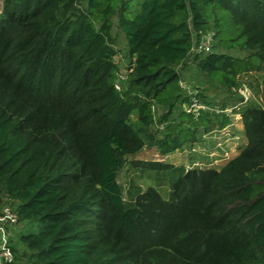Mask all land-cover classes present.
Instances as JSON below:
<instances>
[{
    "label": "trees",
    "instance_id": "trees-1",
    "mask_svg": "<svg viewBox=\"0 0 264 264\" xmlns=\"http://www.w3.org/2000/svg\"><path fill=\"white\" fill-rule=\"evenodd\" d=\"M114 18L134 59L121 90ZM213 22L221 47L249 55H193ZM194 56L229 88L264 69V0H3L0 201L34 227L21 236L32 264H264V106L243 111L239 156L177 170L169 199L149 187L127 205L118 183L146 147L132 115L147 131L156 105L173 109L178 68ZM182 116L158 143L164 154L205 121Z\"/></svg>",
    "mask_w": 264,
    "mask_h": 264
},
{
    "label": "rangeland",
    "instance_id": "rangeland-1",
    "mask_svg": "<svg viewBox=\"0 0 264 264\" xmlns=\"http://www.w3.org/2000/svg\"><path fill=\"white\" fill-rule=\"evenodd\" d=\"M2 8L3 0H0V12ZM113 21V46L117 52L115 61L119 66V75L122 76L118 83L123 87L134 59L130 57L126 36L118 27L117 18ZM207 32L216 36L214 22ZM212 46V54H228L239 59L249 55L248 51L240 48L224 49L216 37ZM198 64L199 60L194 56L178 68L182 73V98L171 110L156 105L153 127L145 131L138 121V113L132 115L131 124L145 139L146 147L140 154L127 156L126 165L118 174V183L127 205L133 204L137 192L149 187L156 188L165 199H169L173 176L179 174L177 170H222L247 147L242 115L247 107L264 106V69L240 75L237 85L229 88L212 81L199 69ZM184 113L195 115L196 120L202 116L205 121L198 126H191L193 135L180 150L164 154L158 143L167 136L169 125L181 124ZM165 118L167 120L163 121ZM183 125L187 128V121ZM149 162L163 163L169 165L170 169L165 172L149 170ZM6 202L8 197L2 194L0 209ZM34 230L30 224L19 223L9 235V246L16 250L18 256L14 264H32L30 253L21 243V236Z\"/></svg>",
    "mask_w": 264,
    "mask_h": 264
},
{
    "label": "built area",
    "instance_id": "built-area-1",
    "mask_svg": "<svg viewBox=\"0 0 264 264\" xmlns=\"http://www.w3.org/2000/svg\"><path fill=\"white\" fill-rule=\"evenodd\" d=\"M214 34L206 33L202 38L194 37V46L192 53L195 56H206L212 54V43ZM122 79V76H119ZM117 81L116 87L121 90ZM20 223L19 215L14 211V207L10 201L1 206L0 209V264H14L15 255L9 246V235L18 227Z\"/></svg>",
    "mask_w": 264,
    "mask_h": 264
}]
</instances>
